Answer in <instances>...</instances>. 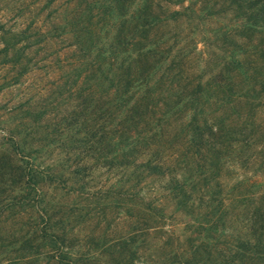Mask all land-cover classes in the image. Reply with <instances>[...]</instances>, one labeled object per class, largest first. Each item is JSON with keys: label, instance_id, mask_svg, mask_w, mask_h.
<instances>
[{"label": "trees", "instance_id": "obj_1", "mask_svg": "<svg viewBox=\"0 0 264 264\" xmlns=\"http://www.w3.org/2000/svg\"><path fill=\"white\" fill-rule=\"evenodd\" d=\"M58 4L61 41L79 47L77 63L88 58L87 85L81 81L75 93L80 110L87 108L90 115L89 129L71 141L79 143L75 149L84 145L79 160L70 161L78 188L89 183L78 176L105 168L103 183L87 193L97 195L96 202L113 197L126 213L136 210L141 231L177 228V212L189 217L186 225L194 234L184 251L189 256L175 254L177 260L151 264H264V175L258 173L264 171V125L258 121L264 110V0ZM229 11L241 20L222 19ZM114 17L120 18L117 26ZM180 20L193 27L190 33L176 29ZM210 22L216 25L208 27ZM201 28L207 29L203 48L195 37ZM45 36L50 39L49 31ZM257 107L255 118L250 111ZM3 120L0 116V124ZM11 137L23 152V143ZM27 156L19 167L26 185L13 199L37 210L40 222L33 233L54 246L57 264H89L71 252L65 212L56 219L58 212L40 188L46 176L54 178L50 165ZM86 156L92 165L81 161ZM250 162L257 163L255 170L248 169ZM230 172L237 176L232 185ZM249 195L260 203H248L253 209L248 232L236 234L225 221L229 205L236 208ZM104 205L102 213L111 203ZM213 253L214 261L197 257Z\"/></svg>", "mask_w": 264, "mask_h": 264}, {"label": "rangeland", "instance_id": "obj_2", "mask_svg": "<svg viewBox=\"0 0 264 264\" xmlns=\"http://www.w3.org/2000/svg\"><path fill=\"white\" fill-rule=\"evenodd\" d=\"M69 1L63 0V5ZM58 5V0H0V116L4 119L0 124V264H57L54 246L33 233V225L40 222L37 210L25 208L13 199L26 185L19 167L25 165L27 155L35 157L42 166L50 165L54 178L46 176L40 188L53 210L58 212L56 219L65 212L63 217L69 222L65 224L67 242L74 255L83 256L89 264L140 261L151 264L168 257L170 261L177 260L174 255L189 250L192 243L193 227L186 225L187 215L176 213L174 218L178 226L169 227L171 234L166 227L141 231L137 228L136 210L126 213L121 204L115 205L113 197H103L96 202L97 195L87 193L88 187L103 183L105 168L97 174L89 172L87 176L77 177L89 181L86 189H79L76 176L70 173V161L79 160L80 151L85 153L84 145L75 149L79 143L71 141L85 136L89 129L90 115L87 108L80 110L81 101L75 93L81 81L83 86L87 85L84 69L88 58L77 63L80 52L75 49L79 47L61 41L56 28L62 10ZM235 15L229 11L222 19L232 18L234 23L239 22L241 19ZM119 21V17H114L115 26ZM214 25L215 22L207 24L211 28ZM174 26L182 30V34L190 33L193 28L186 20ZM200 30L202 33L196 32L195 37L198 47L203 48L202 37L207 29ZM46 31L51 36L47 40ZM80 63H83L80 65L83 71L78 79L76 72ZM258 108L250 111L255 118ZM78 112L80 116L74 119ZM258 121L264 125V110ZM11 135L23 143V152L13 147ZM65 159L69 161L65 163ZM81 161H86L87 166L93 164L88 156ZM256 166L253 162L247 165L249 170H255ZM258 173L264 175V171ZM91 175L95 177L92 179ZM226 176L230 179L228 185L234 184L237 176L231 172ZM247 200L236 208L229 205L225 221L228 229L236 234L248 232L249 216L253 211L249 204L257 200L250 195ZM13 202L14 205L8 206ZM108 202L111 206L100 212V206H108ZM186 252L184 254L189 256ZM214 254L212 257L198 254L197 257L214 261Z\"/></svg>", "mask_w": 264, "mask_h": 264}]
</instances>
